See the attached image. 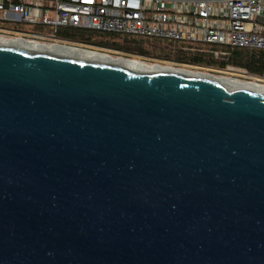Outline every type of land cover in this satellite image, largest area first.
Returning <instances> with one entry per match:
<instances>
[{
    "label": "water",
    "instance_id": "obj_1",
    "mask_svg": "<svg viewBox=\"0 0 264 264\" xmlns=\"http://www.w3.org/2000/svg\"><path fill=\"white\" fill-rule=\"evenodd\" d=\"M0 264H264V93L0 46Z\"/></svg>",
    "mask_w": 264,
    "mask_h": 264
},
{
    "label": "built area",
    "instance_id": "obj_2",
    "mask_svg": "<svg viewBox=\"0 0 264 264\" xmlns=\"http://www.w3.org/2000/svg\"><path fill=\"white\" fill-rule=\"evenodd\" d=\"M0 23V37L41 45L86 46L60 35L63 28L80 27L175 41L184 52L222 60H230L236 48L264 50V0H0ZM244 77L264 85V67Z\"/></svg>",
    "mask_w": 264,
    "mask_h": 264
},
{
    "label": "trees",
    "instance_id": "obj_3",
    "mask_svg": "<svg viewBox=\"0 0 264 264\" xmlns=\"http://www.w3.org/2000/svg\"><path fill=\"white\" fill-rule=\"evenodd\" d=\"M60 35L79 43L111 47L113 49L134 52L142 55L150 53L149 49L144 47V42L150 41L155 44H152L154 47L162 49V52L160 53L161 57L188 64L218 65L221 67L233 65L244 68L253 74H261L264 67V50L236 48L233 51L230 60H222L184 52L181 50V46L178 42L169 40L103 32L80 27L63 28L60 31ZM157 42L158 44L156 45Z\"/></svg>",
    "mask_w": 264,
    "mask_h": 264
},
{
    "label": "bare ground",
    "instance_id": "obj_4",
    "mask_svg": "<svg viewBox=\"0 0 264 264\" xmlns=\"http://www.w3.org/2000/svg\"><path fill=\"white\" fill-rule=\"evenodd\" d=\"M0 46L15 48L31 53L55 55L59 57L73 58L120 67H131L137 71L146 70L152 72H169L193 78H208L222 83L229 89L245 88L264 93V85L256 83L255 81H249L235 77L237 75L236 73V75H234V73L227 75H213L181 66L178 67L179 65L174 66L173 64H166L157 61L148 62L142 59H133L124 55L110 53L111 51L109 52L88 46L59 44L41 45L23 40H7L2 37H0ZM247 76L252 75L250 74Z\"/></svg>",
    "mask_w": 264,
    "mask_h": 264
},
{
    "label": "rangeland",
    "instance_id": "obj_5",
    "mask_svg": "<svg viewBox=\"0 0 264 264\" xmlns=\"http://www.w3.org/2000/svg\"><path fill=\"white\" fill-rule=\"evenodd\" d=\"M160 40H164V39H160ZM83 44H85L88 47H92V48H96V49H102V50L109 51V52L111 51L110 53L124 55L126 57H130V58H133V59H142V60H145V61H148V62L157 61V62H162V63H166V64H173L174 66H178L179 65L178 67L183 66L185 64H188V63L177 62L175 60H170V59H166L164 57H161L160 53L162 52V49H159V47L158 48L154 47L152 45L154 43L153 42L151 43L150 41L144 42V47L148 48L150 53L143 54V55L142 54H137V53H134V52H127V51H123V50H117V49H113L111 47L97 46V45L88 44V43H83ZM157 44H158V42L156 43V45ZM179 44L181 46V43H179ZM188 45H190V44H188ZM191 45L196 46V47L207 48V49H226V47H224V46H219V45H215V44L193 43ZM188 65H195V64H188ZM200 66H204L206 68H211V69H214V70H218L219 72L218 71L217 72L216 71L211 72V71H208L209 69H206V71L214 73L215 75H221L222 73L223 74L225 73L226 75L234 73V75L237 74V75H239L241 77L243 75L244 76L246 75L247 78L249 77L247 75H250V74L254 75V76L256 75V74H253V73L249 72L248 70H246L244 68L236 67V66H233V65H230L229 67H221V66H218V65H200ZM247 71L250 74L247 73ZM244 76H243L242 79L245 78Z\"/></svg>",
    "mask_w": 264,
    "mask_h": 264
}]
</instances>
